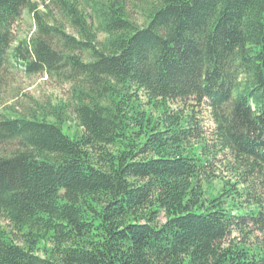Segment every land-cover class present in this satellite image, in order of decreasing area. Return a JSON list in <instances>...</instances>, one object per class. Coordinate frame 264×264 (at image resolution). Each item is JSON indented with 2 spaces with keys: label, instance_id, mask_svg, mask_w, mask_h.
Listing matches in <instances>:
<instances>
[{
  "label": "trees",
  "instance_id": "1",
  "mask_svg": "<svg viewBox=\"0 0 264 264\" xmlns=\"http://www.w3.org/2000/svg\"><path fill=\"white\" fill-rule=\"evenodd\" d=\"M7 64L69 87L0 112V264H264V0H0Z\"/></svg>",
  "mask_w": 264,
  "mask_h": 264
},
{
  "label": "rangeland",
  "instance_id": "2",
  "mask_svg": "<svg viewBox=\"0 0 264 264\" xmlns=\"http://www.w3.org/2000/svg\"><path fill=\"white\" fill-rule=\"evenodd\" d=\"M38 3L41 0H34ZM131 15L138 21H142V15L137 8L131 6ZM34 30V22L30 13L23 11L21 18L13 25L15 41L22 37L28 36ZM102 34H100L101 36ZM67 83L57 82L48 77L44 73L27 74L20 65L7 64L0 72V112L13 114L10 106L13 105L18 111H27L30 106H34L36 102L45 103L48 101L56 102L59 99L67 98ZM174 108H182L184 111L192 112L199 119L201 129L204 136L211 138V130L213 128L212 119L210 117L209 108L205 101L197 103L193 99L176 100L171 104ZM70 118L73 116L70 113ZM73 121L70 120V123ZM209 141H211L209 139ZM213 148V146H212ZM228 155L218 153L216 158L211 162L212 168L218 173L210 182H204V189L207 195L216 194L223 180H233V174L226 170V159ZM164 218L160 216L162 221ZM256 235L261 236L263 232L256 230ZM236 235V233H234Z\"/></svg>",
  "mask_w": 264,
  "mask_h": 264
}]
</instances>
